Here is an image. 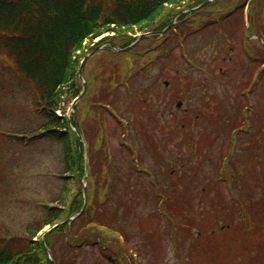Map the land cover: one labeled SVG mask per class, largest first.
<instances>
[{
    "label": "rangeland",
    "instance_id": "rangeland-1",
    "mask_svg": "<svg viewBox=\"0 0 264 264\" xmlns=\"http://www.w3.org/2000/svg\"><path fill=\"white\" fill-rule=\"evenodd\" d=\"M236 1L215 6L188 21L187 26L183 24L188 33L182 39L178 40L175 32L170 31L164 41L149 39L141 43L133 51V57L126 54L123 60H117L108 52H101L87 67L85 78L94 88L81 103L77 118L86 134L98 142L100 126L106 124L110 128L111 166L115 161L119 177L120 170L121 176L126 174L127 179L131 172L133 178L141 181L142 193L148 196L138 197V204H143L140 208L136 206L141 210L140 215L131 201L121 211H127L130 216L125 229L131 238L130 255L137 256L134 264H181L179 256L189 259L187 264H264V259L254 261L264 256L258 249L264 246V207L258 208L264 204V182L256 188L264 178V157L256 168L250 167L255 161L252 157L246 159L247 152L241 143L249 136L244 131L250 128L249 124L253 127L257 106L264 100V49L240 37L247 31L245 11L250 0ZM217 10H224V19L227 13H234L228 21L230 27H235L234 34L227 31L226 36L223 29L212 26L224 21L217 20L219 17L214 13ZM262 11L264 0H258L256 16L260 21L264 20ZM251 57H256L255 62L250 61ZM108 59L109 63H105ZM117 61L125 73L115 86L117 93L112 106L123 118L122 123L113 113L104 110L101 114L105 118L101 119L99 112L94 115L90 108L102 92L104 81L101 79L110 77ZM189 61L197 67L187 65ZM127 79L128 85L123 82ZM165 83L169 84L168 88ZM254 87L256 91H252ZM243 93L251 96L253 111L246 109L249 99ZM33 100V87L15 72L11 61L0 55V237L25 234L29 224L42 218L41 206H59L62 201L63 143L39 141L28 145L13 138L32 137L43 124ZM111 102L112 99L107 103ZM178 102L183 103L182 111L176 108ZM240 109L248 113L246 119L238 117ZM71 110L72 104L65 100L63 113L69 116ZM184 111H188L189 117ZM230 120L236 128H243V133L238 134L239 146L234 141L231 145L232 131L221 130L224 121ZM213 141L217 143L213 145ZM257 145L260 153H264V139ZM132 151L134 157L137 155L135 160ZM213 161L217 165L213 166ZM234 166L239 167V172L243 169L241 178L250 188L247 199L260 210L261 215L255 218L249 216L250 210L239 218V214L232 217L231 212L226 215L211 206L214 199L219 198L221 203L232 202V196L239 199L237 186L232 191L229 189L228 178ZM171 170H175V175H171ZM182 181L185 184L179 187L178 193L170 195L164 190ZM187 184H192L188 192ZM102 188L103 185L100 192ZM71 189L77 190L73 185ZM117 189L121 195L126 190L123 183ZM160 195L167 199L163 200ZM132 208L136 210L134 213ZM261 229L262 243L257 244L253 231ZM54 244L57 252L58 247H63L59 235L54 237ZM84 247L80 248L83 258L78 259L79 264L84 261L106 264L98 248ZM139 247L145 253H140ZM86 248L91 254L87 259ZM130 259L127 256L125 262L129 264Z\"/></svg>",
    "mask_w": 264,
    "mask_h": 264
},
{
    "label": "trees",
    "instance_id": "trees-1",
    "mask_svg": "<svg viewBox=\"0 0 264 264\" xmlns=\"http://www.w3.org/2000/svg\"><path fill=\"white\" fill-rule=\"evenodd\" d=\"M174 1L0 0V55L11 61L15 72L33 87L34 108L43 120L37 133L30 137L28 142L30 144L39 141L63 143L66 162L62 176L66 183L62 190L61 205L57 207L47 205L42 208V218L29 224L25 234H6L0 237V264H50L42 243L44 230L48 227L52 229L75 217L83 209L84 199L81 187V180L85 175L83 152L80 151L79 139L73 132L68 119L59 117L57 112L65 100L72 103L79 97L82 85L78 71L82 60L89 51H93L91 45L101 36L115 33L114 37L104 39L97 46L112 41L121 48H128L136 41L129 36L131 32L135 33V28L141 33L165 29L171 22V16L164 12V8L166 4L174 3ZM184 1H188L189 5L194 3L196 7L207 0ZM86 44L88 46L85 49ZM107 52L116 56L109 50ZM108 62V60L105 61V63ZM114 63L119 65V61ZM85 72L86 68L84 74ZM101 80L104 81L101 101L105 102L106 96L112 97L117 93L115 86L122 80V71L118 68L114 70L111 77ZM93 88L91 85L90 92ZM79 109L78 107V112ZM99 109L92 108L91 111L96 115ZM262 120L263 118L259 119L261 128L264 127ZM99 137L101 140L98 142L97 138L92 140L86 134L92 170L90 186L94 182L97 185L104 183L106 187L107 143L102 131ZM20 139L21 142H25L27 137L23 135ZM72 185L76 187V191L71 189ZM143 196L148 198L147 195ZM92 199L94 201L96 197ZM115 203H120L124 207L128 200L122 196H118L117 199L111 198L100 211L98 199L95 204L91 206L89 204L85 214L76 219L70 228L63 226L52 233L47 238L46 244L53 252L54 264H79L80 258H83V252L80 250L82 245L96 248L99 240L102 244L100 252L104 255L103 263L123 264L124 261L120 262V260L126 251L120 248V242L110 236L107 231L119 230L128 245L131 238L126 233L125 223L130 216L128 214L123 216L121 209H116ZM222 203L218 200V205H214V208ZM250 203L246 202L244 205ZM248 207L255 209L253 205ZM230 209L234 210L235 206H231ZM57 235L63 241V247L60 249L58 247V252L54 244V237ZM110 241H116L112 245V250L116 253L117 260L113 259L109 253H105V247ZM68 251H70L69 254ZM88 252L86 251V259L91 256ZM75 253L79 255L73 262ZM65 259L69 261L64 262ZM188 261L189 259L184 258L181 262L187 264ZM85 262L83 263L87 264Z\"/></svg>",
    "mask_w": 264,
    "mask_h": 264
},
{
    "label": "water",
    "instance_id": "water-1",
    "mask_svg": "<svg viewBox=\"0 0 264 264\" xmlns=\"http://www.w3.org/2000/svg\"><path fill=\"white\" fill-rule=\"evenodd\" d=\"M98 50H100V49H98ZM128 50H130V49H128ZM88 59H89V57H87L86 59H85V61H84V63H83V65H82V67H81V69H80V75L82 74V70H83V68H84V65L86 64V62L88 61ZM86 91H87V85L85 86V90H84V93L81 95V97L74 103V105H73V112L75 111V109H76V105L82 100V98H83V96H84V94L86 93ZM66 223H69V221L68 222H66ZM44 242H45V239L43 240Z\"/></svg>",
    "mask_w": 264,
    "mask_h": 264
}]
</instances>
